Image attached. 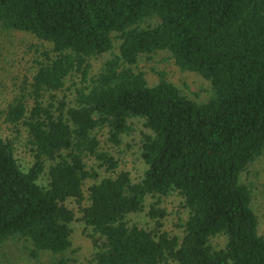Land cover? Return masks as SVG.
Listing matches in <instances>:
<instances>
[{"label": "trees", "instance_id": "trees-1", "mask_svg": "<svg viewBox=\"0 0 264 264\" xmlns=\"http://www.w3.org/2000/svg\"><path fill=\"white\" fill-rule=\"evenodd\" d=\"M159 52L205 100L149 82L139 59ZM136 120L138 178L100 139ZM263 155L264 0H0V264H84L75 221L85 264H264Z\"/></svg>", "mask_w": 264, "mask_h": 264}, {"label": "rangeland", "instance_id": "rangeland-1", "mask_svg": "<svg viewBox=\"0 0 264 264\" xmlns=\"http://www.w3.org/2000/svg\"><path fill=\"white\" fill-rule=\"evenodd\" d=\"M139 68L146 71L147 79L152 84L157 80V75L152 72V68L155 70H162L166 74V78L177 85L185 94L191 98L205 100L209 94L210 85L209 82L203 79L198 74L192 72L181 71L173 62L168 54L165 52H159L151 56H142L139 59ZM143 127L138 120H136L135 130L131 135L123 137L120 145L112 144L106 135L102 132L100 139L102 142V148L106 151L114 153L121 159V166L131 171L132 175L136 178L142 173L143 164L139 158V140L141 138V132ZM91 165L92 161H88ZM101 172V171H100ZM249 180L255 183V194L253 197V208L257 212L260 219V231L264 233V155L259 157L249 173ZM164 205L168 211V215L165 221L166 228L168 230H177L176 226L178 216L183 212L180 205V199L172 196L165 200ZM145 217H138V220H144ZM136 219V218H135ZM73 232L71 235L73 248L75 249V256L80 263L85 264V258L89 257V253L92 250V245L83 232V226L81 223L75 221L72 224ZM212 243L214 245H221L222 240L220 238H213ZM9 248L1 250V257L5 255Z\"/></svg>", "mask_w": 264, "mask_h": 264}]
</instances>
